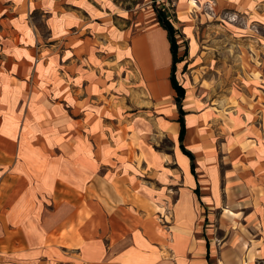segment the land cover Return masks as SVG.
Listing matches in <instances>:
<instances>
[{"label": "crops", "instance_id": "crops-1", "mask_svg": "<svg viewBox=\"0 0 264 264\" xmlns=\"http://www.w3.org/2000/svg\"><path fill=\"white\" fill-rule=\"evenodd\" d=\"M120 1L0 0V264H240L244 248V264H264V103L233 108L236 68L224 67L232 91L221 115V107L188 101L175 71L185 90L181 143L168 31L153 0L136 15ZM198 3L191 12L189 0H176L174 15L166 12L182 59L176 70L198 65L212 54L203 43L218 48L227 35L246 45L234 48L244 89L264 91V0ZM257 53L260 66L249 60ZM126 93L131 123L122 144L108 147L102 123L123 114L106 108L125 112ZM63 99L73 117L82 112L85 133L49 107ZM165 134L173 152L152 145ZM115 168L141 203L114 192ZM99 169L106 172L97 179ZM218 246L231 248L233 260L213 256Z\"/></svg>", "mask_w": 264, "mask_h": 264}, {"label": "rangeland", "instance_id": "rangeland-1", "mask_svg": "<svg viewBox=\"0 0 264 264\" xmlns=\"http://www.w3.org/2000/svg\"><path fill=\"white\" fill-rule=\"evenodd\" d=\"M120 1V0H119ZM122 1V7L124 10H127L128 12L136 15L138 12L144 10V6H145V2L146 0H121ZM120 1V2H121ZM199 0H189V11L191 12H196L197 9H200V4L198 3ZM176 7V0H158L155 2V6L154 9L155 11H163V8H166V12L169 11L171 15H174V10ZM164 11V13H166ZM222 34H227L226 31L222 30ZM181 44H183L182 48H184L185 50H183V52L186 51V42H181ZM203 45L205 46L204 50L211 52L212 54H209V56L204 57L201 62H198V65H194L190 66V64H193L192 62H189V64L187 66H185L182 71L181 65H177V70L176 72L178 73V76L180 78L181 81L185 82V85L187 87V89L189 90L188 93V101H191L192 104H200L201 107L207 106V105H211L213 107H221V111L220 114L221 115H225L226 114V110H229V106H227L226 108H223V103L224 101H228V98L226 97L227 95H230L231 91L229 90V85L225 84L224 81L225 79L227 80V78L229 77L227 74H225L226 72L223 70L224 67H230L232 69V71H235L234 68H236V90L232 91L234 92L233 94L235 96H237V99H231L230 101H228L230 103V105L233 108H239V102L241 101L244 105H247V107H249L250 109H253L254 107V101H258L259 99L262 101L261 103H264V91L263 88H257V90H253V91H248L247 89L245 90L243 87V73H242V69H241V55L240 52H236L235 49L237 50H243L245 48V43L243 42H237V43H229L228 41V36L224 35L221 38V42H220V46H218V48H216V46H214L212 44V42L209 43H203ZM229 48H232L233 50L231 51V55H229ZM235 48V49H234ZM250 51V55L254 54L255 56V52H257L255 50V48H253L252 50L250 48H248ZM62 50V49H61ZM215 51V52H213ZM205 55V54H203ZM230 58V59H229ZM253 61L254 64L260 66V64L262 63V59L260 58V54L257 53V56L253 59L251 56L249 57V60ZM212 67H215V72H211L209 73V77H206L202 74L203 71H209ZM132 69V68H131ZM129 70V69H128ZM235 74V72L233 73V75ZM183 75V76H182ZM203 78H206L207 80H210L209 82L207 81H203ZM218 82L219 84H222L221 87H217L216 89L213 88V86L215 85V83ZM264 82H262V85ZM212 89H209V88ZM213 90V91H210ZM261 90V91H259ZM263 91V92H262ZM210 94V95H209ZM203 103V104H201ZM52 109H58L60 114H65V117H69V115H71L73 117V112L74 109L72 106H70L67 102V100H57V101H53V106H49ZM84 108V107H83ZM82 108V109H83ZM124 110L125 112H123L120 106H114L112 104H109V107L106 108L107 113H110V115L112 113H116L115 111L118 112V114H123V117H120L118 119H107L105 121H103L102 123V129L103 131H106L107 135H108V140H106L108 147L109 146H119L122 143L117 142L118 140V136H121V130L122 129H127V127H129L130 119H128L127 114L128 113H133L131 111V108H133L132 103H131V99L128 97V94H125L124 97ZM79 109V108H78ZM130 109V110H129ZM139 109V108H138ZM80 111L78 110V113ZM141 111L136 110L137 115L140 113ZM82 114V112H80ZM77 114L76 118L73 117L72 119L75 120L76 125H77V130L85 133V131H87L85 127V120H80L81 115ZM132 117V116H130ZM129 117V118H130ZM71 119V120H72ZM62 127H60L62 130L64 129H68L69 127L67 125H64V122L61 123ZM66 127V128H65ZM88 134V133H87ZM85 135L80 133V137L84 140ZM194 136L196 137V134H194ZM89 144L92 142V147L93 149L95 148L96 143L94 138H90L87 139ZM150 143V142H149ZM152 145L154 146V148L156 150H161V152L165 153V152H173L174 147L176 146V143L170 139L166 134L165 135H161L160 137L157 138V141L152 142ZM254 145V144H253ZM138 146V141L134 142L131 140L130 143V150L132 151V149L137 148ZM94 158V157H93ZM144 156L142 155V160H143ZM96 159V157H95ZM97 160V159H96ZM106 170L105 169H99L98 170V175H95L97 179H100V175L101 174H105ZM109 173V178H110V185L112 187V189L114 190V192L122 199V200H126L129 203L126 204H130V203H141L138 199L139 197L137 195H134L132 188H130L129 184L127 183L128 177H122V172L120 169L115 168V170H112ZM113 173V174H111ZM112 179H115L114 182H111ZM99 181V180H98ZM94 194H96V191L94 189ZM111 204L117 205L116 202H112L110 201ZM135 205V204H134ZM168 211V209H167ZM170 210L169 212H166L167 214V220L171 221L172 219V215H170ZM164 215H165V211H164ZM221 236V233H220ZM258 237H255L254 240H257ZM245 244V243H244ZM218 249L215 250V248L213 247V256L218 257L221 253V255L223 256L225 253L229 259V261L233 260V255L231 251V248H227L224 247L222 249H220V247H217ZM212 252V251H211ZM246 253H247V249H243L242 250V258L240 259V264H244L245 261H247V257H246ZM231 258V259H230Z\"/></svg>", "mask_w": 264, "mask_h": 264}, {"label": "trees", "instance_id": "trees-1", "mask_svg": "<svg viewBox=\"0 0 264 264\" xmlns=\"http://www.w3.org/2000/svg\"><path fill=\"white\" fill-rule=\"evenodd\" d=\"M154 4L157 0H153ZM166 12V11H165ZM157 15H158V21L160 22V24L162 25L163 28H165L168 31V35H169V40H170V44H171V51H172V55H173V66H172V76H171V81H172V85L174 87V89L177 92V97H176V103L179 109V113H180V125H181V131H180V136H179V140L182 143L184 141L185 138V120H184V116H185V112L183 110V105H182V101L185 97V90L184 88L177 82L176 77H175V71H176V64L177 62L181 61L182 59L178 58V51H179V45L178 42L175 38L176 35V30L173 26V24L171 23L169 16L167 13H164V11H157ZM187 55V52H185L184 56ZM183 148V145H182ZM183 151L185 154H187L189 156V158L192 161V171L195 173V158L193 156V154L189 151H187L186 149L183 148Z\"/></svg>", "mask_w": 264, "mask_h": 264}, {"label": "built area", "instance_id": "built-area-1", "mask_svg": "<svg viewBox=\"0 0 264 264\" xmlns=\"http://www.w3.org/2000/svg\"><path fill=\"white\" fill-rule=\"evenodd\" d=\"M197 1V0H196Z\"/></svg>", "mask_w": 264, "mask_h": 264}]
</instances>
